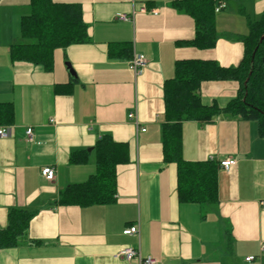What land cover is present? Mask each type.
Masks as SVG:
<instances>
[{
    "label": "crops",
    "instance_id": "crops-1",
    "mask_svg": "<svg viewBox=\"0 0 264 264\" xmlns=\"http://www.w3.org/2000/svg\"><path fill=\"white\" fill-rule=\"evenodd\" d=\"M54 1L82 7L90 42L56 50L53 71L46 72L10 57L30 0H0V104L14 108L12 123L0 124L13 128L12 136L0 137V230L14 209L33 214L18 246L0 251V264H139L117 257L129 247L159 264H264V139L256 122L224 115L183 124L184 160L237 161L220 169L214 205L179 202L177 166L164 162L162 145L163 85L176 62L237 67L244 56L240 38L249 33L246 17L259 20L264 0L226 2L215 15L217 44L207 50L179 45L195 36L194 20L175 7L182 0ZM142 6L157 14L117 20ZM136 54L148 62L139 77L129 69ZM238 89L237 82H205L200 93L204 104L224 108ZM131 112L146 132L128 119ZM28 128L34 142L26 138ZM105 135L129 145V163L117 168L116 201L60 205L64 191L95 174L94 148ZM79 151L86 162L72 163ZM45 167L56 170L54 181L42 176ZM134 225L138 235L123 234Z\"/></svg>",
    "mask_w": 264,
    "mask_h": 264
},
{
    "label": "trees",
    "instance_id": "trees-1",
    "mask_svg": "<svg viewBox=\"0 0 264 264\" xmlns=\"http://www.w3.org/2000/svg\"><path fill=\"white\" fill-rule=\"evenodd\" d=\"M229 1L182 0L176 3L177 11L189 15L195 23L194 38L179 45L201 50L214 48L218 40L216 8ZM30 9V14L21 19V41L10 48L13 62L41 66L46 72H52L56 50L90 42L88 26L79 4L30 0ZM240 13L245 15L243 10ZM246 18L249 33L240 38L244 56L237 67H222L215 61L181 60L175 64L174 77L163 85L164 162L177 166V195L181 203L214 205L218 201L220 171V164L214 161L184 160L182 130L185 122L210 123L224 115L238 117L256 122L258 134L264 139V40L261 42L264 37V12L259 20ZM120 46L123 52L130 49L128 45ZM114 49L110 51L111 56L116 54ZM205 82H237V96L224 108L217 104L206 105L200 93ZM57 91L60 92V87ZM13 117L12 104H0V124H11ZM94 151L95 174L85 183L72 185L64 191L60 205L89 207L116 201L117 168L129 163V145L105 135L97 142ZM80 153L84 154L80 156ZM86 160V152H75L71 156V162L75 164ZM32 218L33 214L23 210L14 209L9 213L6 228L0 230V251L18 246ZM228 243L229 246L232 243L230 237Z\"/></svg>",
    "mask_w": 264,
    "mask_h": 264
},
{
    "label": "built area",
    "instance_id": "built-area-1",
    "mask_svg": "<svg viewBox=\"0 0 264 264\" xmlns=\"http://www.w3.org/2000/svg\"><path fill=\"white\" fill-rule=\"evenodd\" d=\"M224 8V4L216 8V12H220ZM136 13H152V14H157V11L155 10H149L146 6H142L138 11L133 10L132 15H127V14H119L117 16V20L120 21H130L133 19V17L136 15ZM148 62L143 57L142 55H134L133 58L129 62V69L134 73L135 77H139L143 74L144 70L147 68ZM128 119L130 121H133L137 128L141 132H146L145 128H142L140 126V121L138 119L137 113L136 112H131L128 115ZM13 134V128L12 127H2L0 128V137L1 138H8L12 136ZM26 138L29 142H34V132L32 128H28L26 130ZM220 164V169L229 171L234 165L237 164V161L234 159H228L225 161H222L219 163ZM42 176L49 182H52L56 178V170L53 167H45L42 169L41 172ZM263 208H264V203H263ZM123 234L126 236H131V235H138L139 234V225H134L127 227L124 231ZM118 258H121L127 262H131L133 259H138L139 264H159V261L153 257H143L140 253V251H137L133 248H124L122 249L118 254ZM254 257H249L247 258V261H253Z\"/></svg>",
    "mask_w": 264,
    "mask_h": 264
},
{
    "label": "water",
    "instance_id": "water-1",
    "mask_svg": "<svg viewBox=\"0 0 264 264\" xmlns=\"http://www.w3.org/2000/svg\"><path fill=\"white\" fill-rule=\"evenodd\" d=\"M264 40V37L261 38V42ZM257 50V49H256ZM256 52V51H255ZM255 54V53H254Z\"/></svg>",
    "mask_w": 264,
    "mask_h": 264
}]
</instances>
